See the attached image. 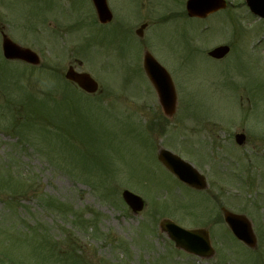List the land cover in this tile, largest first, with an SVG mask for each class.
Here are the masks:
<instances>
[{"label":"rangeland","instance_id":"obj_1","mask_svg":"<svg viewBox=\"0 0 264 264\" xmlns=\"http://www.w3.org/2000/svg\"><path fill=\"white\" fill-rule=\"evenodd\" d=\"M185 1L106 0L113 21L100 27L90 0H0V31L41 59L32 68L5 61L0 49V178L26 185L24 194L14 185L0 189V251L10 261L31 260L30 246L15 234L38 229L61 250L74 247L87 264H253L256 258L264 264L257 227V247L250 251L220 222L225 207L264 224V24L239 6L243 0H226L232 7L204 20L186 17ZM142 23L148 27L140 40L134 31ZM221 45L230 47L223 61L206 55ZM143 49L172 79L178 103L171 119L163 117L142 71ZM69 65L89 73L101 94L69 90L63 78ZM67 89L79 101L68 109L76 110L42 112L63 132L19 126L22 96L36 104L46 91L60 99ZM34 91L39 94L26 95ZM16 122L25 139L17 138ZM240 132L246 143L236 147L233 136ZM158 147L197 169L209 185L206 193L163 169ZM95 184L99 190L89 186ZM122 190L145 201L141 213L128 210ZM14 193L21 195L8 200ZM48 199L70 211L65 217L50 211ZM254 200L260 201L255 222L247 215ZM12 201L14 212L6 205ZM74 215L91 227L77 229ZM161 218L208 230L214 256L204 260L176 250L158 229ZM6 240L11 247H4ZM40 254L52 263L46 251ZM32 261L42 263L38 256Z\"/></svg>","mask_w":264,"mask_h":264},{"label":"water","instance_id":"obj_2","mask_svg":"<svg viewBox=\"0 0 264 264\" xmlns=\"http://www.w3.org/2000/svg\"><path fill=\"white\" fill-rule=\"evenodd\" d=\"M91 1L98 22L100 24L110 23L112 14L107 7L106 0ZM246 3L254 14L264 18V0H246ZM225 7L226 3L224 0H187L185 5L188 17L199 19H204L210 14L224 10ZM146 26V24H143L135 31L139 38L143 37V31ZM1 48L6 60L22 61L32 66L40 64V59L33 51L16 45L3 33ZM228 53V46H219L210 51L208 56L220 60ZM78 65L80 66L81 63L79 62ZM143 68L157 93L163 114L168 118L173 117L176 111V94L170 76L148 52H144L143 55ZM64 78L76 84L79 89L87 94H95L98 91L97 83L88 74L78 73L72 67L66 70ZM235 141L238 145H242L245 141L244 135H236ZM157 158L167 170L184 184L196 190L207 189L204 178L189 164L183 162L169 151L160 148ZM121 197L132 214L137 215L143 210V200L134 194L125 190L122 192ZM222 211L224 221L235 237L248 247L254 248L256 241L247 220L226 210ZM159 229L174 243L176 249L206 259L213 255V250L208 240V233L204 230H184L167 219L159 223Z\"/></svg>","mask_w":264,"mask_h":264},{"label":"trees","instance_id":"obj_3","mask_svg":"<svg viewBox=\"0 0 264 264\" xmlns=\"http://www.w3.org/2000/svg\"><path fill=\"white\" fill-rule=\"evenodd\" d=\"M71 88V87H70ZM69 90H72L69 89ZM68 89L67 90H62L64 97H61L60 99H58V95L57 96H53L50 92L46 91L44 93H42L43 95V103H38L36 102V104H32L29 101H23V97L21 98V103H18V108L21 110V112H23V115L21 116L23 122H21L19 124V126L22 124L23 128H28L31 129V126H35L36 128L40 129V128H46V126H51L56 128L57 130H59L60 132H63L58 126L52 124L51 122H49L48 120L44 119L43 117L45 116L42 112L44 109H47L49 107H53V108H57L60 106H65L63 107V110H76V106L71 107L68 109V106L70 105H76L79 101L76 100V94L74 92V90H72V92L75 94L73 95V97L71 98V94L70 91ZM67 91V92H66ZM29 94H39L38 92L34 91V92H26V95ZM24 95V94H23ZM27 97V96H26ZM25 97V98H26ZM16 105V104H13ZM15 108V106H14ZM67 108V109H66ZM29 109V110H28ZM15 128L14 132H18L17 135L19 136V138L25 139V133L23 131H21L20 129L18 130V125L17 122L13 125ZM18 130V131H17ZM52 163L53 161L50 160ZM10 185H14L18 190H20L21 194L22 190H24L25 188V183L18 181L13 182L11 178L9 179H1L0 178V189H4L7 188V186ZM100 188V187H98ZM99 190V189H97ZM20 193H14V195H11L9 197L8 200L12 199L13 197H19V195H21ZM16 197L14 198V200L16 199ZM20 199L17 200V203H19ZM46 204V208L50 209V211H54L56 214H63L65 216L66 213H68L70 210L66 208V206L52 200V199H48L44 202ZM10 204V205H9ZM8 210H11L12 212H14V206H15V202H8ZM79 222H75V225L78 227H82V228H86L87 227V223L85 221H82L81 216L82 215H74ZM37 232H39V234L41 236H39L37 234ZM18 239L17 241L19 242H26L29 246H30V255H31V260L32 258L34 259L36 256H38L40 259H42V263L45 264L43 262L47 261L46 258L43 255H39L40 250L42 249L43 251L47 252V255L49 257V259H51L50 261L53 264H84L83 261L81 260V258L78 257V255H76L77 251L75 250L74 247H70L68 249L61 250V247L59 243L53 241L50 238H47L46 235L43 233V231L41 230H35V229H27L26 232L24 233H17L15 234ZM42 245L44 247H46L47 249H43ZM44 253V252H42ZM8 257V256H7ZM28 261V259H27ZM48 261V262H50ZM39 263V262H38ZM41 263V264H42ZM51 263V264H52ZM21 264H25L24 262L21 261ZM29 264V262L27 263Z\"/></svg>","mask_w":264,"mask_h":264}]
</instances>
